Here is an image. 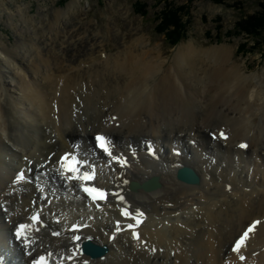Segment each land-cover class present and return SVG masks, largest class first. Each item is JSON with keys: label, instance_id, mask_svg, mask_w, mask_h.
<instances>
[{"label": "bare ground", "instance_id": "obj_1", "mask_svg": "<svg viewBox=\"0 0 264 264\" xmlns=\"http://www.w3.org/2000/svg\"><path fill=\"white\" fill-rule=\"evenodd\" d=\"M79 4L55 9L45 27L18 6L16 40L0 39V256L13 253L9 243L20 264L47 251L73 256L82 235L110 251L98 260L79 252L77 264H264V67L248 75L226 45L193 44L165 70L144 37L112 56L67 22ZM99 133L112 142L111 158L95 146ZM146 142L157 145L155 157ZM65 155L84 161L82 171L95 165V182L115 196L100 209L88 203L61 167ZM182 166L201 183L179 181ZM151 178L159 186L142 188ZM132 181L141 185L131 189ZM123 208L143 213L139 240L123 228L134 222ZM35 213L26 250L12 234Z\"/></svg>", "mask_w": 264, "mask_h": 264}, {"label": "rangeland", "instance_id": "obj_2", "mask_svg": "<svg viewBox=\"0 0 264 264\" xmlns=\"http://www.w3.org/2000/svg\"><path fill=\"white\" fill-rule=\"evenodd\" d=\"M70 1L0 0V39L7 45L16 40V24L10 17L18 6H29L26 16L45 27L53 11L65 9ZM40 9L47 10L49 16L38 15ZM77 9L82 12L67 15V22L71 21L83 36H96L112 56L126 51L137 37H144L148 48L162 54L165 70L172 66L181 46L193 44L199 49L226 45L234 53L232 62L248 75L264 67V29L259 28L263 25L264 0H80ZM163 12L169 15L168 24H174L171 29L180 28L185 33L177 46L170 45L157 29V18ZM255 28L261 33L254 32ZM75 140L81 143L83 139Z\"/></svg>", "mask_w": 264, "mask_h": 264}, {"label": "snow or ice", "instance_id": "obj_3", "mask_svg": "<svg viewBox=\"0 0 264 264\" xmlns=\"http://www.w3.org/2000/svg\"><path fill=\"white\" fill-rule=\"evenodd\" d=\"M220 135L223 138L227 139V137L224 135V133H221ZM96 140L98 142V146L103 151H105L106 153L111 155L110 149L108 147V142L106 141V139L103 136H97ZM240 147H242V148L243 147H247V145H243L242 144V145H240ZM80 165H81V162L76 160L75 158H72L70 160L69 155H65L64 157L61 158V167L65 168V170L67 172H71L76 179L82 180L85 183L88 182V181L94 180L95 179L94 173H92V172L81 173L80 172ZM19 178L21 180L24 179L23 173L20 174ZM84 191L87 192L93 198V200H96V199L103 200V199L106 198V193L103 192L102 190L97 189V188L85 187ZM121 200H123L122 197H121ZM122 215H124L125 217H129L131 219H134L136 221V223L134 225L133 224L128 225V228L133 230V232H132L133 238L139 240L140 239V235H139L138 232L135 231V228L137 226H139L140 223H142L143 213H136V215L133 216V214L130 213L127 209H124V210H122ZM31 219L34 222H39L38 215L37 216H33ZM258 223H259V221H257L255 224L250 226L248 228V230L243 233V236L240 238V240L235 242V246H234V249H233L234 251H237V252L239 251L241 245L245 242V239L248 237L249 233L254 230L256 224H258ZM28 227H29V225H27V224H20L19 228H18V230L16 232V235L18 237H23L24 239H27V237L24 236V232H25L26 229H28ZM37 231H38V229H37ZM82 239L83 240H90L92 238L91 237H83L82 238L80 236L76 237L77 241H81ZM240 259L243 260L244 257L241 256ZM36 264H46V258L41 256L40 259L38 261H36Z\"/></svg>", "mask_w": 264, "mask_h": 264}, {"label": "water", "instance_id": "obj_4", "mask_svg": "<svg viewBox=\"0 0 264 264\" xmlns=\"http://www.w3.org/2000/svg\"><path fill=\"white\" fill-rule=\"evenodd\" d=\"M178 178L180 181L187 183L189 185H199L200 179L198 176L194 173L193 170H190L188 168H183L178 172ZM132 186H135L134 184ZM136 187V186H135ZM156 187L155 180H152L150 183H146L143 188L150 190L151 188ZM84 249L87 251L88 254L93 255L94 257H99L103 255L107 249L99 248L96 245H93L92 243H85Z\"/></svg>", "mask_w": 264, "mask_h": 264}, {"label": "trees", "instance_id": "obj_5", "mask_svg": "<svg viewBox=\"0 0 264 264\" xmlns=\"http://www.w3.org/2000/svg\"><path fill=\"white\" fill-rule=\"evenodd\" d=\"M136 7H137L138 11L142 10V7L139 4H136ZM169 19H170L169 15H167V13L163 12L161 17L157 18V20L159 22L157 29H158V31H160L161 34L165 35V37H166V39L170 45L175 46L183 40L185 33L183 31L180 32V28H179V30L171 29L170 27L173 26L174 24H168ZM260 20L262 21L263 25H262V27L260 26L259 28L264 29V15L262 16V18ZM259 28H255L256 30H254V32L261 33V32L257 31V29H259ZM243 49H244V47L242 46L241 51H243Z\"/></svg>", "mask_w": 264, "mask_h": 264}]
</instances>
